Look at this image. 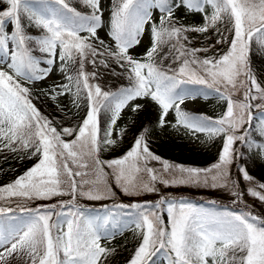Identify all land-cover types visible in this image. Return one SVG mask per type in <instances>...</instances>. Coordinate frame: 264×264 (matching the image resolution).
I'll use <instances>...</instances> for the list:
<instances>
[{
    "label": "snow or ice",
    "instance_id": "obj_1",
    "mask_svg": "<svg viewBox=\"0 0 264 264\" xmlns=\"http://www.w3.org/2000/svg\"><path fill=\"white\" fill-rule=\"evenodd\" d=\"M83 3L91 8L89 15L68 0H0V151L38 160L0 186V264H106L114 249L101 240L129 226L120 218L126 209L133 210L132 224L140 237L128 264H152L161 252L168 264H264V217L251 211L215 212L160 195L154 201L104 204V215L92 216L95 209L78 203L81 198L115 197L105 169L127 196L155 193L156 182L165 187L195 184L229 191L239 203L244 193L231 175L233 167L248 182L247 194L264 202V183H256L245 166L246 151L264 160V143L251 138L253 131L264 137V80L257 79L249 61L253 43L264 49V0H114L109 44L97 34L104 27L101 0ZM180 9L200 14L203 23L183 24L176 16ZM153 10L160 14L158 22ZM32 28L40 34L32 35ZM209 32L219 37L215 45L227 47L201 58L214 46L194 47L189 34ZM145 39L144 52L132 55L130 50ZM169 60L166 69L161 66ZM112 62L129 82L116 91L94 83L99 69ZM56 70L67 82L54 86L53 100L68 93L79 107L84 96L86 115L74 127L53 126L23 83L44 80ZM213 92L226 104L218 118L181 108L186 100ZM150 105L161 127L174 112L173 127L206 133L210 139L220 136L217 162L196 168L162 160L150 151L149 127H142L122 155L102 160L100 154L126 136L127 129L120 128L113 138L121 112L127 108L139 114ZM254 109L260 110L258 122ZM102 112L107 114L103 129ZM152 160L162 169L149 167ZM54 197L61 199L29 206Z\"/></svg>",
    "mask_w": 264,
    "mask_h": 264
},
{
    "label": "rangeland",
    "instance_id": "obj_2",
    "mask_svg": "<svg viewBox=\"0 0 264 264\" xmlns=\"http://www.w3.org/2000/svg\"><path fill=\"white\" fill-rule=\"evenodd\" d=\"M81 2L82 6L88 7L85 3H83V0H79ZM112 0H101V6L103 9V22L104 27L102 29L98 30V37L100 40L105 41V44L111 43L110 37L107 35V32L109 30L110 22H109V15H110V6H111ZM90 8V7H89ZM153 20L157 21L159 20V12L157 10H153ZM177 18L185 25H199L203 23L202 16L197 13H186L183 9H180L176 12ZM221 31H223V25L220 26ZM32 35H39L40 30L36 28L31 29ZM195 40L198 41L197 48H205L209 47L210 45H213L214 48H209V51L206 53H201V58L204 56H211L214 55L220 51H223L226 49L227 45L225 44L223 47L220 45H215L216 39L219 37L216 36L215 32H209L207 34H200L195 33ZM81 35H87V33H81ZM147 46V40L145 39V42L137 46L134 49H131L130 52L134 56H139L142 54L145 50V47ZM37 56H40L41 54L36 53ZM43 67V65H41ZM256 76L257 79L260 80V76L262 73L257 70H252ZM67 81L64 79L62 74L59 72V70H56L49 78H46L44 80H39L34 83H30L27 81H23V83L26 84V86L30 87L34 90H41L45 94H50L51 90L54 88L55 85H59L61 83H66ZM105 90H108L106 87H103ZM54 94V93H53ZM73 96L71 94L65 93L64 95H57L56 99L54 100L56 105L62 110L63 112H66L68 114H72V112L76 111V106L72 103ZM225 101L220 100L217 98V96L214 94L208 95L207 98L204 97H198L195 100H186L185 104L181 105V108L184 111L190 112L191 114H194L192 112H196L194 115H204L211 117L213 119L218 118L224 111H225ZM254 112L257 116V122L260 117V110L254 109ZM156 112L155 107L150 105L147 107V110L144 112H141L139 114H133L129 109H124L121 112L120 118L117 120L118 127L114 129L113 131V138H116L119 133L120 128L128 129V139H122L117 147L109 148L107 151H104L100 154V158L102 160L112 159L115 157H118L123 154L124 151H126L132 141L133 137L136 136L139 131L142 129V127H149L150 132L148 134V145L150 148V151H152L155 155L161 157L162 160H167L171 164H178L185 167H196V168H208L213 163L217 162L219 152L222 148V139L220 136H216L215 138H209L206 133L202 132H196L193 133L192 131H189L185 129L182 126L173 127L172 125L175 123V113L171 112L169 116L167 117V120L169 123H166L163 127L159 126L156 122ZM106 127V122L104 123ZM103 129V128H102ZM174 138L178 141H181L185 144L183 151L190 154L191 160L194 159V161L201 162L202 164H195V163H183L179 162L177 160H174L172 158H167L163 156L162 154H158L154 151V149L151 147L152 144H154L155 141H159L161 138ZM253 140L257 143H264V137L257 134L256 131L252 132ZM237 147H239V142H237ZM205 153L207 156L203 155ZM251 157L252 160L264 163V160L260 159L258 156H256L253 152H245V162L247 161L246 158ZM148 166L155 168L157 170L162 169V164L159 161H149ZM106 172L109 173V176L107 177L109 183L113 185V191L116 193L115 197L113 199L103 200V201H95V200H88V199H79L78 202H80L83 206L87 208H91L92 206H100L108 203H124L122 201L123 198L129 199L134 198V200H138L140 196H127L125 195L119 188L115 187L114 180L111 177L110 170L105 169ZM249 172V171H248ZM250 174V173H249ZM166 175V174H165ZM231 175L234 179H236L239 182V189L241 192L244 193L242 198L243 205L249 206V210L254 215H258L261 217H264V202L259 201L257 198L251 197L247 194V189L249 187L248 182L243 181L242 178L237 174L236 168L233 167L231 169ZM251 175V174H250ZM252 176V175H251ZM254 181L256 183H264L258 179H256L254 176ZM156 187L158 189L155 193H146L152 197L159 198L160 195H168L170 196V192L173 191V188L176 187H188V188H195V189H209L212 191H216L215 196H208V195H202L201 199H194V200H186L183 199L187 203H191L197 207H203L205 209H209L215 212H236L234 210H231L228 206V204H225L226 202H232L235 200V197L230 194L229 191H225L221 188H211V187H205L203 185H195V184H183V185H169L165 187L163 184L156 182ZM64 200H68L69 197L62 198ZM50 201V200H49ZM215 201V205L213 206L210 202ZM53 202H50L49 204H52ZM56 203V202H54ZM125 204V203H124ZM243 210H237V213L241 212ZM99 215V214H98ZM95 216V215H92ZM166 219V214H165ZM53 220H55V217H53ZM128 225V224H127ZM137 232L134 225L131 224L127 228H125L120 234H117L112 239L107 240H101L102 243L105 245H110L114 243H121L124 242V240L131 239L134 234ZM155 264H168L167 259L163 253L156 256Z\"/></svg>",
    "mask_w": 264,
    "mask_h": 264
},
{
    "label": "trees",
    "instance_id": "obj_3",
    "mask_svg": "<svg viewBox=\"0 0 264 264\" xmlns=\"http://www.w3.org/2000/svg\"><path fill=\"white\" fill-rule=\"evenodd\" d=\"M71 7L75 8L77 11L81 12L83 15H89L91 13V9L86 6H82L79 0H68ZM114 0L110 6V17L111 19V10ZM195 33L189 34V39L192 41V46L197 47L198 41L195 40ZM98 45V41H93ZM249 61L252 70H257L262 73L260 76V80H264V49H260L257 47L255 43H253L251 47V51L249 54ZM157 63H160L159 57H157ZM169 61H164L161 65L165 69L168 67ZM88 69L91 71L92 66L89 64ZM99 71L101 75L98 77L94 83H99L102 87H106L108 91H116L122 86H128V78L126 75L122 74L124 70L119 67L118 64L112 62L109 68H100ZM115 73V74H113ZM32 90V102L35 106L41 111V113L46 116L49 120L53 122V126H56L58 129L61 127H74L78 123L82 122V118L86 115V103L84 102V96L81 95L79 101V107L76 108L75 112L72 114H68L60 110V108L56 105L55 101L52 99L51 94H45L41 90ZM75 91V89H73ZM196 113V112H192ZM101 127L105 126V122L107 121V114L101 113L100 116ZM128 129L126 132V136L123 139H128ZM185 144L181 141H178L174 138H161L159 141H155L151 147L154 149L156 153H160L167 158H172L179 162L183 163H195L202 164L201 162L191 160L190 154L183 151ZM205 153L203 155L207 156ZM246 168L249 173L254 176L256 179L264 182V163L252 160L251 157L246 158ZM38 160L35 156H29L26 153H13L7 150L0 151V186L7 185L14 181L19 175L23 174L29 168L34 166ZM216 191H212L209 189H195L188 187H176L173 188V191L170 192V196L177 199H199L202 195L215 196ZM67 197V196H66ZM64 198V197H63ZM58 199L61 198H53L49 200H36L29 204V206H38L41 204L48 205L50 202H57ZM156 197H152L148 194L140 196L138 200H134V198L125 199L122 201L125 204L144 202V201H154ZM79 203V202H78ZM231 210L237 212V210L248 211L249 206L243 205L242 203H232L226 202ZM79 205H82L79 203ZM111 206L112 204H109ZM95 209L96 211H92L93 213H101L104 215V211L102 207L96 208L95 206L91 207L90 210ZM133 210L126 209L120 214V218L123 223L131 224L134 216L131 215ZM137 230V229H136ZM139 231L134 234L131 239L124 240L121 243L111 244L109 249H114V251L107 257L106 264H128L132 256L134 255L135 249L139 245ZM102 245V244H101ZM104 246V245H102ZM105 247V246H104ZM154 257L152 258V264H154Z\"/></svg>",
    "mask_w": 264,
    "mask_h": 264
}]
</instances>
